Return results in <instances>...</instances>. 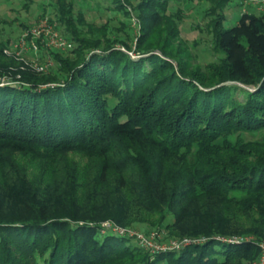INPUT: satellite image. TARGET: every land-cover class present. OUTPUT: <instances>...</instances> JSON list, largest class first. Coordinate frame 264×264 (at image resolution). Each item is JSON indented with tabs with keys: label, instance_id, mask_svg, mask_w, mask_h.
<instances>
[{
	"label": "trees",
	"instance_id": "obj_1",
	"mask_svg": "<svg viewBox=\"0 0 264 264\" xmlns=\"http://www.w3.org/2000/svg\"><path fill=\"white\" fill-rule=\"evenodd\" d=\"M109 1L130 20L137 16L142 57L117 47L133 49L126 22L124 36L94 38L74 4L56 0L50 20L76 47L53 50L49 72L19 69L21 84L0 81V264L254 261L264 241V10L223 28L233 0H200L209 4L224 56L195 67L193 53L183 58L168 42L147 44L166 25L170 0ZM169 28L170 37L180 33L176 24ZM237 83L254 89H241L239 99ZM72 152L102 159L82 197L76 172L57 170L42 191L11 160L32 154L60 162ZM151 213L162 215L158 229L204 240L151 254L128 245L132 239L102 233L105 221L130 225ZM231 237L251 240H223Z\"/></svg>",
	"mask_w": 264,
	"mask_h": 264
},
{
	"label": "rangeland",
	"instance_id": "obj_2",
	"mask_svg": "<svg viewBox=\"0 0 264 264\" xmlns=\"http://www.w3.org/2000/svg\"><path fill=\"white\" fill-rule=\"evenodd\" d=\"M67 3L74 4V13H81V23L86 31L90 32L91 37L105 39L107 36H112L114 32H120L122 36L123 26L121 21L126 22L128 30H130V38L127 39L129 44L133 46L132 50L117 44L124 51L129 53L134 59H139L143 55L136 51L137 37L139 36V27L133 24L124 13L121 11L112 10V2L109 0H65ZM139 0H132V5L136 6ZM57 6L56 0H0V81L1 84L6 82L22 83L19 69L29 72H37L33 67V63L22 58H16L13 55H7L4 50L9 48L13 41L16 40L25 29L24 24L34 26L42 18L51 16L56 13L54 8ZM240 0H233L225 6L224 12L226 19L223 22V28H229L235 25L240 14ZM208 2L200 0H170L168 5V15L166 25L158 27L148 41L149 46L162 47L168 42V50L176 56L187 58L193 53V64L204 67V64L214 63L218 61V57L224 56L214 42L212 26L215 20L207 14ZM249 11L260 12L258 7L249 6ZM137 17V16H136ZM215 17V16H214ZM214 20V22L212 21ZM176 24V28L180 33L175 37H170V26ZM65 28L60 26V32L65 33ZM86 32V33H88ZM118 32V33H119ZM76 47L73 44L71 50ZM3 49V53H1ZM99 52V51H98ZM141 52V51H140ZM13 60L15 62H13ZM234 84V83H231ZM236 84V83H235ZM238 84V83H237ZM239 89L235 90V95L239 99L244 98V93L241 89H254V86L238 84ZM50 86V85H47ZM113 100V99H112ZM14 168H17L20 173L27 176V179L39 186L42 191H47L53 179L58 177L59 173L67 174L68 171L76 172L79 176L78 193L79 196L87 194L89 185L86 183L93 174L98 171L99 163L102 159L91 157L84 152H72L61 158V161H52L49 159H41L32 154H15L11 156ZM5 171L0 169V186H5L6 178ZM63 179V178H62ZM114 187V186H113ZM162 215L159 213L146 214L143 221L129 223L130 225H120L125 228H132L145 235L158 230L159 222ZM172 216L168 215L167 221H171ZM177 236H172L168 230L161 233L159 242L169 239H177ZM130 239V238H129ZM152 241V239H150ZM153 243L154 240L152 241ZM128 245L135 247L138 244L136 240H128ZM217 249H222V243H215ZM141 248V247H140Z\"/></svg>",
	"mask_w": 264,
	"mask_h": 264
},
{
	"label": "built area",
	"instance_id": "obj_3",
	"mask_svg": "<svg viewBox=\"0 0 264 264\" xmlns=\"http://www.w3.org/2000/svg\"><path fill=\"white\" fill-rule=\"evenodd\" d=\"M240 9L242 13L249 12V6H256L260 11L264 10V0H240ZM241 13V14H242ZM133 24L139 25V20L134 16ZM73 47V43L69 37L61 33L58 24L51 21L50 18H42L34 26L25 28L21 35L13 41L9 48H5L4 52L7 55H13L16 58L31 61L33 68L41 73L49 72L50 68L55 66V61L51 55L53 50L68 51ZM102 233H113L118 236L136 240V242L151 254L159 252L179 251L193 244L202 243L204 238H177L159 242V236L165 232V229H158L156 232H151L148 236L134 230L117 225L112 221L102 223ZM152 241L154 240L155 243ZM228 242L249 241L250 238H224ZM260 249V255L254 261L248 264H264V241L257 243Z\"/></svg>",
	"mask_w": 264,
	"mask_h": 264
}]
</instances>
